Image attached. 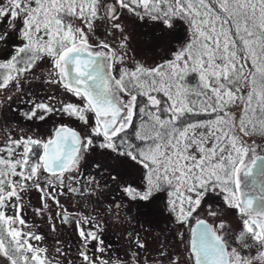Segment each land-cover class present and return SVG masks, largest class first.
Wrapping results in <instances>:
<instances>
[{"label":"snow or ice","instance_id":"6c2138e0","mask_svg":"<svg viewBox=\"0 0 264 264\" xmlns=\"http://www.w3.org/2000/svg\"><path fill=\"white\" fill-rule=\"evenodd\" d=\"M0 264H264V0H0Z\"/></svg>","mask_w":264,"mask_h":264},{"label":"rangeland","instance_id":"374dc122","mask_svg":"<svg viewBox=\"0 0 264 264\" xmlns=\"http://www.w3.org/2000/svg\"><path fill=\"white\" fill-rule=\"evenodd\" d=\"M187 80H188V84L190 87H195L199 82L198 76H196V74H191L187 78ZM37 95L43 96V95H45V93L42 90H40L37 92ZM19 107L21 109H23L24 106L20 105ZM27 123L28 122L24 121L21 117V118L15 120L14 126L15 127H26ZM135 124H137V125L139 124L138 119L135 121ZM129 131H132V129H129ZM137 143H139V141H137ZM244 191L248 192L250 194H258V189L251 190V189H248L245 187ZM32 199H33V202L35 203V196L34 195H33ZM66 206L69 207L70 211L75 210L71 204H67ZM103 207H107L106 202H104L102 204L101 209ZM101 209H97V211L100 212L102 215L103 213H102ZM28 217L30 219V222H36L35 220L31 219V213L30 212L28 213ZM229 220L231 222L232 227L235 228L237 226V221L232 217H229ZM40 230L42 232H47V228L42 223L40 224ZM141 234L150 242V250H152V243L151 242L153 241V238L155 236L159 235L158 231L152 232L151 235H148L146 232L142 231ZM59 239L64 241L65 246L71 245L73 253L75 252L76 237L72 234V230L70 228H62ZM102 239L105 241L106 247L110 245V247H107L106 253H104L105 259H108L109 257H111L112 259H117V258L126 259V256H125V251L127 248L126 240H125L124 236L122 235L121 229L119 227L115 226L111 221H108L105 223V231L102 234ZM168 242L174 243V241H172V240H169ZM46 243L48 244V246L51 250L55 246V239L49 238V239H47Z\"/></svg>","mask_w":264,"mask_h":264},{"label":"flooded vegetation","instance_id":"af4514ba","mask_svg":"<svg viewBox=\"0 0 264 264\" xmlns=\"http://www.w3.org/2000/svg\"><path fill=\"white\" fill-rule=\"evenodd\" d=\"M259 187H260V186H257V188H256V189H259Z\"/></svg>","mask_w":264,"mask_h":264},{"label":"trees","instance_id":"16d2710c","mask_svg":"<svg viewBox=\"0 0 264 264\" xmlns=\"http://www.w3.org/2000/svg\"><path fill=\"white\" fill-rule=\"evenodd\" d=\"M142 99H143V98H140L141 102H142Z\"/></svg>","mask_w":264,"mask_h":264},{"label":"water","instance_id":"95a60500","mask_svg":"<svg viewBox=\"0 0 264 264\" xmlns=\"http://www.w3.org/2000/svg\"><path fill=\"white\" fill-rule=\"evenodd\" d=\"M257 186H259V184Z\"/></svg>","mask_w":264,"mask_h":264}]
</instances>
